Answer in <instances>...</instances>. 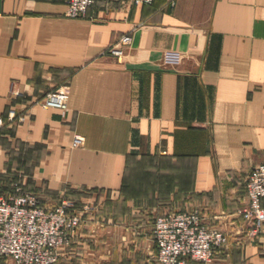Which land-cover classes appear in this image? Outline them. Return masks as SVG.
Listing matches in <instances>:
<instances>
[{
	"label": "crops",
	"instance_id": "0c3cea01",
	"mask_svg": "<svg viewBox=\"0 0 264 264\" xmlns=\"http://www.w3.org/2000/svg\"><path fill=\"white\" fill-rule=\"evenodd\" d=\"M65 10L0 0V194L16 184L83 213L69 264H155L156 218L123 227L139 214L109 207L158 202L165 213L199 207L226 235L212 264H264V235L238 216L247 175L264 164V0ZM123 35L118 61L109 50ZM63 85V116L36 105Z\"/></svg>",
	"mask_w": 264,
	"mask_h": 264
},
{
	"label": "built area",
	"instance_id": "2783aa9c",
	"mask_svg": "<svg viewBox=\"0 0 264 264\" xmlns=\"http://www.w3.org/2000/svg\"><path fill=\"white\" fill-rule=\"evenodd\" d=\"M95 0H64L65 14L76 18L84 16ZM133 4H150L152 0H119ZM131 37L123 35L118 46L109 55L118 61L121 46L128 45ZM20 96L19 93H15ZM67 85L46 93L36 105L66 111ZM12 116L9 118L11 121ZM23 117H19L21 122ZM3 122L0 120V127ZM82 139L74 136L72 148L81 145ZM246 203L238 211L244 223L250 225L251 236L264 235V164L254 166L245 182ZM83 223V213L72 203L63 201L54 207H44L38 198L25 193L14 184L13 192L0 194V259L13 264H57L78 235ZM152 238L156 248L155 264H212L215 255L226 244L227 237L219 229L209 227L198 209L163 213L153 224Z\"/></svg>",
	"mask_w": 264,
	"mask_h": 264
},
{
	"label": "rangeland",
	"instance_id": "374dc122",
	"mask_svg": "<svg viewBox=\"0 0 264 264\" xmlns=\"http://www.w3.org/2000/svg\"><path fill=\"white\" fill-rule=\"evenodd\" d=\"M124 207H125L124 204H122V205L121 204H119V205L116 204L115 206L113 205V206L109 207V209H112V210L116 209V210H120V211L128 210L130 212L132 211V212L138 213L139 217H137L136 214L134 216H132V214H126L124 220L121 221L123 223H119V224H121L119 226L123 225V227L131 226L133 223L137 224L138 221H140L141 224H142V222L147 221V223L149 225H152L153 220L155 218L159 217L160 215H162L163 213H165V210H167L166 209V205L163 202H158L155 207L150 208V209L147 206V203H141L140 204V208L139 207L136 208L137 210L133 209L132 207H126V208H124ZM191 209H198L200 211V208L196 207V206H193L190 209H183V210L186 211V210H191ZM100 223L101 222H99V224ZM147 228H148V230H150L151 226L147 225ZM99 235L100 234H98V236ZM98 240H99V238H98ZM71 247H72V245L68 249H66L64 251V253L60 257V259L57 262V264H69L67 259H69V257H70V253L69 252H70V248ZM0 264H13V263H11L10 261H5V260L0 259Z\"/></svg>",
	"mask_w": 264,
	"mask_h": 264
},
{
	"label": "trees",
	"instance_id": "16d2710c",
	"mask_svg": "<svg viewBox=\"0 0 264 264\" xmlns=\"http://www.w3.org/2000/svg\"><path fill=\"white\" fill-rule=\"evenodd\" d=\"M3 260V259H2Z\"/></svg>",
	"mask_w": 264,
	"mask_h": 264
}]
</instances>
